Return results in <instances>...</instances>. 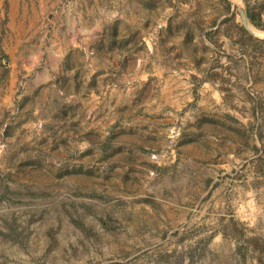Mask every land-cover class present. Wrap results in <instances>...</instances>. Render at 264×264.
Here are the masks:
<instances>
[{"label": "rangeland", "instance_id": "1", "mask_svg": "<svg viewBox=\"0 0 264 264\" xmlns=\"http://www.w3.org/2000/svg\"><path fill=\"white\" fill-rule=\"evenodd\" d=\"M263 2L0 0V264H264Z\"/></svg>", "mask_w": 264, "mask_h": 264}, {"label": "trees", "instance_id": "2", "mask_svg": "<svg viewBox=\"0 0 264 264\" xmlns=\"http://www.w3.org/2000/svg\"><path fill=\"white\" fill-rule=\"evenodd\" d=\"M245 15L248 19V22L253 27L264 31V2L262 6L259 8V10H254L250 7H246L245 9ZM236 29V35L239 38L244 39L246 41V44H249L253 49L260 48L264 51V41L257 40L250 36L241 26H237L236 24H233Z\"/></svg>", "mask_w": 264, "mask_h": 264}, {"label": "water", "instance_id": "3", "mask_svg": "<svg viewBox=\"0 0 264 264\" xmlns=\"http://www.w3.org/2000/svg\"><path fill=\"white\" fill-rule=\"evenodd\" d=\"M240 2H242V0H240ZM238 15H239V18H240V21H241V25L243 27V29L250 35V36H253L255 38H258V39H261V40H264V33H263V36H260V35H257L255 34L253 31H251V29L249 28V26H251L248 22V19L245 15V10L243 9L242 6H240L238 8ZM252 27V26H251ZM253 28V27H252Z\"/></svg>", "mask_w": 264, "mask_h": 264}, {"label": "bare ground", "instance_id": "4", "mask_svg": "<svg viewBox=\"0 0 264 264\" xmlns=\"http://www.w3.org/2000/svg\"><path fill=\"white\" fill-rule=\"evenodd\" d=\"M250 28V27H249ZM252 31V30H251Z\"/></svg>", "mask_w": 264, "mask_h": 264}, {"label": "crops", "instance_id": "5", "mask_svg": "<svg viewBox=\"0 0 264 264\" xmlns=\"http://www.w3.org/2000/svg\"><path fill=\"white\" fill-rule=\"evenodd\" d=\"M263 17H264V15H263Z\"/></svg>", "mask_w": 264, "mask_h": 264}]
</instances>
